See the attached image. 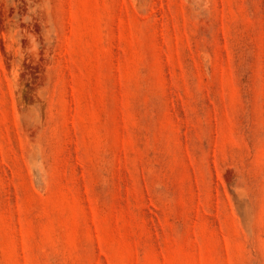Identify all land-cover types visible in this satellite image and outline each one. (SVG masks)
I'll return each mask as SVG.
<instances>
[{"label": "rangeland", "instance_id": "1", "mask_svg": "<svg viewBox=\"0 0 264 264\" xmlns=\"http://www.w3.org/2000/svg\"><path fill=\"white\" fill-rule=\"evenodd\" d=\"M0 264H264V0H0Z\"/></svg>", "mask_w": 264, "mask_h": 264}]
</instances>
